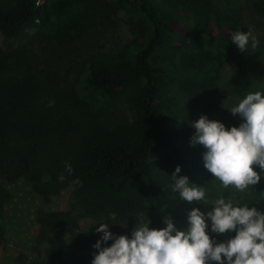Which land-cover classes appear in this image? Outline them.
I'll list each match as a JSON object with an SVG mask.
<instances>
[{"label":"trees","instance_id":"16d2710c","mask_svg":"<svg viewBox=\"0 0 264 264\" xmlns=\"http://www.w3.org/2000/svg\"><path fill=\"white\" fill-rule=\"evenodd\" d=\"M249 10L250 17H262L264 2ZM119 11L132 39L116 50L92 52L72 82L52 86L29 60L30 47L52 53L77 48L114 23ZM236 31L240 18L219 10L213 0H0V35L18 40L14 49L0 48V213L16 172L30 175L41 198L57 191L56 154L68 144L72 174L65 173L78 185L74 196L84 205L81 217L132 196L162 205L156 170L161 157L170 176L180 166L178 176L201 183L205 168L197 145L190 143L188 109L171 93L186 88L223 97L212 88L221 72L228 65L236 73L244 68L231 40ZM123 103L133 119L108 123ZM244 204L264 212V192L238 205ZM54 220L61 234L50 244L43 238L44 264H57L63 256L68 228L63 216Z\"/></svg>","mask_w":264,"mask_h":264},{"label":"rangeland","instance_id":"374dc122","mask_svg":"<svg viewBox=\"0 0 264 264\" xmlns=\"http://www.w3.org/2000/svg\"><path fill=\"white\" fill-rule=\"evenodd\" d=\"M213 1L219 10L237 15L240 18V31L247 32L251 29L260 43L256 49H252L249 44L247 52H241L244 60L241 73L234 72L229 65L221 72L219 80L212 88L220 91L223 97L210 91L198 92L194 89L186 91V88L173 89L171 96L183 101L187 106L190 122H195L201 115H206L208 119L220 121L230 129L233 126L238 127L242 120L239 116H233L228 109L236 106L249 93L256 91L264 93V15L250 17L249 10L251 6H256L264 0ZM112 21L114 23L101 26L75 49L66 52L55 50V53H52L50 50L30 47L26 51L28 58L39 66V70L49 76V83L52 86H55V83L59 85L70 83L76 78L84 66V61L92 52L116 50L132 39V31L123 12L119 11L116 20ZM254 23L255 28L259 25L256 31L252 29ZM24 41L26 42L25 39ZM17 44L18 40H6L0 35V48L3 50L14 49ZM240 83H243V91H238ZM132 119L133 115L123 103L113 110L107 122L113 124ZM192 129L195 133V128ZM197 148L202 158L204 148L199 144ZM70 151L71 144L57 150L58 166L65 179L63 182L59 180L57 191L48 198H41L34 192L32 179L27 172H16L15 183L8 187L11 197L0 213V264H44L43 238L46 237L50 244L60 236L61 226L54 220L59 216H63L68 233L64 236L63 256L57 264H91L94 254L98 253L93 245L97 242L96 239H100L103 235L96 232L99 223L109 224V231L114 235H127L130 238L135 226L149 224V221L150 228L166 227L163 219H168L169 216L174 220L175 226L183 230L188 226L187 215L193 208H199L204 213L213 208L211 204L205 206L181 201L179 194L172 191L171 186L174 181L169 174V167L163 164L161 157L160 161H157L156 170L162 205L153 204L146 196H132L130 200H122L118 206L108 207L98 214L81 217L79 212L84 205L74 196L78 185L65 173ZM49 163L56 164V161L52 159ZM204 170V179L196 186H204L207 189L206 195L209 201L223 195L238 205L251 200L256 192H264V175L257 185L252 186V189L241 193L234 188L227 190L220 188V182L215 180L206 169ZM255 170L260 171L258 167ZM207 223L208 234L218 242L235 235V233L224 235L212 233L211 221ZM112 243L113 241L109 240L101 246H111Z\"/></svg>","mask_w":264,"mask_h":264},{"label":"clouds","instance_id":"9594fccd","mask_svg":"<svg viewBox=\"0 0 264 264\" xmlns=\"http://www.w3.org/2000/svg\"><path fill=\"white\" fill-rule=\"evenodd\" d=\"M232 43L240 52H247L249 44L256 49L259 39L249 29L231 34ZM242 122L230 129L206 115L191 122L195 133L192 145H202L204 168L220 182V188H234L246 192L257 185L264 175V93H249L240 102L228 109ZM258 167L259 172L255 170ZM65 170L72 174L70 164ZM177 166L171 177L172 191L179 194L181 201L199 203L213 208L207 213L193 208L187 215L188 226L180 230L169 216L163 219L166 227L150 228L149 224L135 226L131 237L114 235L109 224L99 223L97 233L102 237L93 245L98 250L91 264H264V212L256 207L234 204L232 199L220 195L209 201L207 189L189 182L187 176H178ZM61 175L59 180L63 182ZM235 233L223 242L208 234ZM109 240L111 246L102 247Z\"/></svg>","mask_w":264,"mask_h":264}]
</instances>
